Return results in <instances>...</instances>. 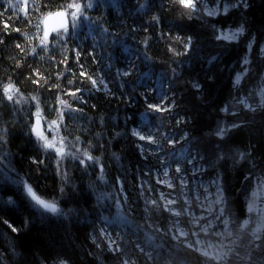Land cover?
Segmentation results:
<instances>
[{
  "label": "snow or ice",
  "instance_id": "obj_1",
  "mask_svg": "<svg viewBox=\"0 0 264 264\" xmlns=\"http://www.w3.org/2000/svg\"><path fill=\"white\" fill-rule=\"evenodd\" d=\"M122 7L120 0H18L15 4H9V8H15L28 17L26 23L31 20L30 13L36 15L33 25L35 32L31 36L27 32L22 33V38H27L32 44L31 48L21 43L13 45V50H18L17 55L24 54L21 61L26 64L29 52L41 61L45 59L42 53H48V59L56 61V56L51 54L52 43L59 45L61 59L57 61L54 83L49 82V77L44 76L40 68L28 66L29 75L25 79L34 87L27 94L21 91L11 76L6 77V83L0 80V224L8 228L6 233H0V237L17 234L7 243L15 256L22 255L15 244V237L31 224L34 214L25 217L20 223L12 220L9 214L24 210L22 193H26L38 209L60 214L56 203L44 198L40 188L47 184V174L51 170L54 176L61 178L59 191L62 193L63 182L70 179L69 169L74 161L82 172L92 171L94 178L89 179L88 190L95 196V204L83 211L68 209L62 215L65 219L75 216L79 224H87L90 220L88 226L92 231L86 233V238L92 244L91 251L85 255L93 257V264H264V166L258 165L250 139L245 144L238 142L242 135H251L258 118L264 127V41L260 38L264 33V22L257 26L254 33L252 22L242 11L251 8L249 0H213L212 6L209 0H167V3L165 0H136L135 11L140 20L146 18L147 23H142L137 29L130 27L129 32H143L138 47L142 48L144 62H148L149 72L146 75L154 73L159 67L150 63L153 60L150 52L155 31L174 8L177 9V15L167 36L169 40L179 42L181 49L167 45L168 52L172 53V63L181 57L192 58L196 52L197 34L190 33L187 21L204 20L221 12L230 15L233 9L241 10L240 19L226 27L210 24L213 39L222 43L244 41L246 49L241 57L243 67L232 80V88L243 94L218 108V112L223 115L218 116L214 128L194 136L191 131H183L190 127L189 120L195 119L194 116L186 114L175 119V125L181 126L180 139L188 147L182 145L179 154L173 151L171 161L167 154L161 158L155 150L149 153L146 145L138 146L137 151L143 153L145 160L155 159L158 165L154 166L155 171L162 172L166 178L158 176V182L177 190L178 197L173 199L163 192L159 196H147V192L154 191L149 179H142L138 187L134 181L137 199H143V206L139 208L140 219L144 221L141 224L136 219V209L131 205V193L127 191V166L124 164L123 149L119 152L112 150L111 143L116 138L131 136L156 145L161 152L166 146L174 149L177 140L169 133L165 121L167 114L174 112L180 104L175 94L169 97L164 93L158 102L146 103L145 112L153 113L154 116L146 119L142 128L124 127L117 130L120 127L119 113L101 112L98 104L90 103L93 93L111 98L117 94V89H124L120 97L124 100L126 96V103H131L134 96L142 94L128 89L129 82L134 83V63L121 69L113 63L111 52L104 63L107 71H90L81 62L82 57H89L92 63L100 66L102 61L97 56L96 48H111L116 43H119L122 53L132 52V47L120 39L125 23L123 17H117V21L111 23L102 13L95 17L88 15L90 9L101 12L108 8L119 12ZM86 17L87 32L84 31ZM4 30L5 33L9 30L6 22ZM174 30L183 35L173 36ZM14 31L20 33L21 29L16 28ZM89 35L92 41L90 51L76 44V37L84 36L87 39ZM164 35L161 29L160 36ZM70 43L76 46L69 47ZM7 47L5 40L0 39V51ZM64 52L70 53L75 60V69L68 67L69 56L63 55ZM9 59L14 61L13 67L22 68L21 61L11 56ZM216 59V56H210L207 62L212 64ZM164 63L167 64V61ZM160 78L162 84L167 82L168 90L171 91L179 74L174 67H164L160 70ZM191 87L196 90L197 98L203 101V85L197 81L192 82ZM45 92L52 99H48ZM86 92L89 97L85 96ZM92 109L97 111L93 113ZM129 120L131 117L125 114V125ZM109 125L112 127L109 128ZM106 130L110 132L109 139L104 137ZM16 132L21 133V144L30 146L26 152L18 149L28 162L27 174L41 173L35 182L19 175L20 171L25 170L23 162L18 168L14 162L16 154L8 147ZM69 140L78 144V148L73 147L71 156L67 155ZM193 148L196 150L195 156L192 155ZM197 158L211 169H220L226 164L232 170L245 169L241 177L246 182L241 189L243 205L239 210L228 194L226 173L217 171L215 179L211 181L215 188L211 199L204 195L206 206L199 205L212 219L194 211L200 196L195 199L190 196L192 189L184 173L188 170L185 165H192L194 171H201L194 164ZM109 161L120 168L119 176L111 175ZM260 165H264V161H260ZM141 176H144L143 172ZM147 176H152V169H149ZM42 180L45 182L41 183ZM204 193H208L207 188ZM108 201H114L115 211H112L113 205ZM105 212L108 214L105 215ZM161 217L163 223L160 222ZM40 219L43 222L45 217L41 216ZM132 225L140 233H133L136 235L135 240L125 241V237L119 233L114 238L109 232V228L130 229ZM36 256L38 264H49V257L39 250ZM106 257H110V261ZM3 264H7V261ZM52 264L77 262L72 255H61Z\"/></svg>",
  "mask_w": 264,
  "mask_h": 264
},
{
  "label": "trees",
  "instance_id": "obj_2",
  "mask_svg": "<svg viewBox=\"0 0 264 264\" xmlns=\"http://www.w3.org/2000/svg\"><path fill=\"white\" fill-rule=\"evenodd\" d=\"M17 2L18 0H0V39H4L8 45L7 49L0 51V80L6 83V77L11 76L12 80L17 84L21 91H24L25 94H27L29 91H32L34 87L28 79H25V77L29 75L28 66L40 68L42 74L49 77V82L54 83L55 80L53 77L57 70V61L61 59V49L58 44H51V49H53L51 54L56 56V61H50L48 59V53H42L45 59L41 61L38 56H32L30 52L26 57V64L21 61V57L24 54L17 55L18 50H13V45L15 43H21L25 45L26 48H31L32 44L27 38H22V33L27 32L28 35L31 36L35 32L33 25L36 23V15L30 13L31 20L29 23H26L28 20L27 16L22 12H18L15 8H9L10 3L15 4ZM45 2H47V0H45ZM57 2H62V0H57ZM120 2L123 7L119 12L108 8L102 9L101 12H94L90 9L88 15L95 17L102 13L106 20L111 23H115L117 17H123L125 23L123 25L120 39L126 41L132 47V52L122 53L119 50V43H116L112 44L111 48H96L97 56L102 61L100 66L92 63L89 57H82L81 62L85 63V67L90 71H107L104 67V63L107 61L108 54L111 52L113 63L121 69L127 68L130 64L134 63L135 69L132 78L134 83L130 81L128 89L142 94L134 96L131 103H126L125 101L127 97L125 96L124 100L120 97V93L124 92V89H117V94L111 98H105L93 93L90 97V103L98 104L99 111L101 112L112 114L119 113L120 127L117 130L124 127L129 129L132 127L142 128L146 119H151L154 116L153 113L145 112L146 103L158 102L159 97L164 93L169 97L175 94L176 99L180 104V107L174 112L167 114V120L165 121L169 133L177 140L174 149L172 146H166L164 152H161L156 145H150L147 141H139L138 137L131 136L116 138L111 143L112 150L119 152L123 149L124 164L127 166V191L131 193L132 196L131 205L136 209V219L139 223L143 224L144 221L140 219L139 215V208L143 206V199H137V194L133 187L134 181L136 187H138L142 179H149L154 191L147 192V196H159L162 192V188L167 192L170 189L156 181L157 177L162 175V172L155 171L154 166L158 167L155 159L145 160L143 153L137 151L138 146L140 144L146 145L149 153L155 150L161 155V158L167 154V158L171 161L173 159V151L176 154H179L182 145L188 147V145H184V141L180 139L181 126L175 125V119L185 116L186 114L189 117L194 116L195 119L189 120L190 127L183 129V131H191L194 136H200L214 128L218 116L223 115L218 112V108L235 96L243 94L242 92L237 93V91L232 88V80L235 73L243 67L241 57L244 56L246 49L244 41L222 43L221 41L213 39L212 30L209 26L210 24L215 23L217 24V27L221 25L226 27L233 24L235 20L240 19L241 10L233 9L231 10L230 15L221 13L216 16L207 17L204 20L193 19L187 21L186 23L190 26V33L195 32L197 34L198 42L196 52L192 54V58L181 57L177 59L176 63H172V60L170 59L172 53L168 52L167 45L171 44V46L175 47L177 50L181 49L179 42L169 40L167 36L168 31L173 28L172 21L177 15V9L174 8L155 31L154 42L150 52L153 60L150 63L159 67L155 69L154 73L146 75V73L149 72L148 62H144L142 48L138 47V40L139 37L143 35V32H129V28L137 29L142 23L146 24L147 19L145 18L144 21H141L138 17L134 8L136 0H120ZM249 2L251 8L243 9L242 11L247 14L249 20L252 22L253 32L255 33L257 26L261 22H264V0H249ZM165 3H167V0H165ZM5 22L9 25L7 33H5L4 30ZM84 23L86 26L84 31L87 32V17L85 18ZM16 28H20L21 32H15L14 29ZM161 29H163L165 33L163 37L160 36ZM177 34L183 35V33H178L175 30L172 32L173 36ZM260 38L264 41V33L261 34ZM91 42L90 35L87 39H84V36L76 37V44H79L82 48L89 51L91 50L89 48ZM109 43L111 44V41H109ZM76 44L70 43L69 47L74 48ZM63 55L69 56L68 67L75 69L76 62L71 58V54L64 52ZM10 56L14 57L16 61H21V64L23 65L21 69L13 67L14 61L9 59ZM210 56L217 57L212 64L207 62V58ZM166 61L167 64L164 63ZM164 67H174L179 74V79L172 85L171 91L168 90L167 82H164L163 84L161 82L160 70ZM60 68L63 69V65H61ZM210 76L213 77V79L210 80ZM169 79H171V77H169ZM197 81L200 82L204 88L203 101L197 98L196 90L191 87V83ZM248 87H250V85H248ZM44 95L48 99H52V97L48 96L47 92H45ZM85 96L89 97V94L86 92ZM96 111L97 109H92L93 113ZM125 114L131 117V120H129L127 125L124 123ZM111 127L112 125H109V128ZM104 137L105 139H109L110 132L106 130ZM249 139L255 148L258 165L264 166L260 165V161H264V127L260 125L259 118L251 131V135H242L238 142L245 144ZM133 141H135V143H133ZM8 147L16 154L14 162L17 164V167L19 168L21 162H23V166L25 170H27L28 162L24 160V156L18 152V149H22L26 152L30 150V146L26 147L21 144V133H14L13 140ZM194 154L196 155L195 148L192 149V155L195 156ZM185 166L187 168L190 167V165ZM108 167L111 170L112 176H119L121 174L120 168L118 166H113L111 161L108 162ZM196 167L201 169L199 172L203 171L199 183L210 186L212 185L211 181L216 177L217 171L226 173L228 179V194L233 199L234 206L238 210L240 209L243 205L241 189L246 183L241 177L243 176L245 169L240 168L232 170L228 164L220 169H211L207 164L199 160V158H197ZM149 169H152V176L150 178L147 176ZM141 172L144 173L143 177L141 176ZM36 175L39 176L41 173H36ZM47 175L48 178L46 183L51 186L54 182L52 171L49 170ZM72 175H81L78 167L73 169ZM87 175L89 178H94L91 170H89ZM44 182L45 181L43 180L41 181V183ZM145 186L147 187V185ZM107 203L112 204V211H115L114 201H108ZM94 204L95 196L89 193L84 208L90 209ZM104 214L107 215L108 213L105 212ZM9 215L16 223H20L22 220L15 213H10ZM153 215L155 217L156 214L154 213ZM164 215L169 214L165 213ZM160 222L163 223V217H161ZM89 224L90 220L87 224L80 223L71 234L63 232V230L54 223L49 224L45 229L47 235L44 237H41L40 230L34 226L29 232L21 233L17 236V239L21 246L30 253L33 250L38 249L43 255L49 256L58 250H62L69 255H72L77 264H93V257L85 255L86 252L91 251L90 245L92 244V241L86 238V233L92 231V228L88 226ZM97 225L99 226V221H97ZM7 231V226L0 224V233H6ZM109 232H112L114 238L117 233L123 235L125 241L135 240L136 235L133 233L140 234L136 230L135 225H132L130 229L116 228L113 230L112 228H109ZM16 235L17 234L12 233L11 235L0 237V247ZM101 238L103 239V237ZM53 241L55 242L54 244L52 243ZM127 247L130 248L131 245H127ZM106 260L110 261V257H106Z\"/></svg>",
  "mask_w": 264,
  "mask_h": 264
},
{
  "label": "clouds",
  "instance_id": "obj_3",
  "mask_svg": "<svg viewBox=\"0 0 264 264\" xmlns=\"http://www.w3.org/2000/svg\"><path fill=\"white\" fill-rule=\"evenodd\" d=\"M73 147L78 148V144H74L73 141H68V153L67 155H72ZM82 151V150H81ZM76 168L75 162L73 161L72 165L69 169L70 179L63 182V192L59 191L61 186V178L59 176H52L53 184L50 186L48 184L41 186L40 191L43 193L44 198L52 200L56 203L58 213L60 214H52L45 212L43 209H38L35 203L31 200V198L26 194L22 193L23 201H24V210H17L15 214H17L21 219L25 217H30L34 214V218L31 221V224L25 228L23 233L29 232L30 230L35 228L40 230L41 237L47 235L45 229L49 224H56L59 226L63 232L71 234L72 231L79 226V223L75 216H70L69 219H65L62 215L64 211L68 209L75 208L78 211H83L84 204L86 203V198L89 196L88 190V182L89 177L87 173L82 172L79 168L80 176L72 175L73 169ZM53 174V173H52ZM20 176L25 177L33 182L37 181L38 175L33 174L29 176L27 174V170L20 171ZM48 178V175H47ZM43 216L45 219L41 222L40 217ZM13 238H11L12 240ZM15 244L18 246V250L21 251L22 255L20 257L15 256L12 251L9 249V245L7 242L0 247V264L6 260L7 264H23V262H31V264H38V257L36 256V252L38 249L33 250L31 253L26 251L23 246L19 243L17 237H15ZM7 253V255H5ZM61 255H69L68 253L58 250L54 252L52 255H49V264H52V261Z\"/></svg>",
  "mask_w": 264,
  "mask_h": 264
},
{
  "label": "rangeland",
  "instance_id": "obj_4",
  "mask_svg": "<svg viewBox=\"0 0 264 264\" xmlns=\"http://www.w3.org/2000/svg\"><path fill=\"white\" fill-rule=\"evenodd\" d=\"M212 3H213V0L210 1L209 0V4L210 6H212ZM223 13V12H221ZM220 13V14H221ZM216 16V15H215ZM195 155V154H194ZM194 164L196 165L197 164V160L194 161ZM187 168V167H186ZM188 170L184 173V176H185V179L188 180L189 182V185L192 189L191 193H190V196L195 199L196 196H200V200L198 203H196L194 205V211L197 212V214H201L203 213L207 219H212V217L210 215L207 214L206 211L200 209L199 205L200 204H205L206 206V202L204 200V195H208L209 196V199H211V193H214L215 191V188L213 187V185H207V184H203V183H199L201 181V173L203 172H199V171H194L193 168H192V165H190L189 168H187ZM161 179H166L165 177H163V175L159 176ZM156 181L158 182V180L156 179ZM176 183H178V181H175ZM161 185H164L166 186L165 184L163 183H159ZM167 187V186H166ZM168 188V187H167ZM207 188L208 189V193H204V189ZM170 189V188H169ZM161 191L163 193H165L166 195H170L171 198L173 199H176L178 198L177 197V190H173V189H170L168 190V192L166 190H164L163 188L161 189ZM203 193V195H201ZM217 230H219V227L217 228ZM195 239V238H193Z\"/></svg>",
  "mask_w": 264,
  "mask_h": 264
},
{
  "label": "water",
  "instance_id": "obj_5",
  "mask_svg": "<svg viewBox=\"0 0 264 264\" xmlns=\"http://www.w3.org/2000/svg\"><path fill=\"white\" fill-rule=\"evenodd\" d=\"M54 34V33H53Z\"/></svg>",
  "mask_w": 264,
  "mask_h": 264
}]
</instances>
